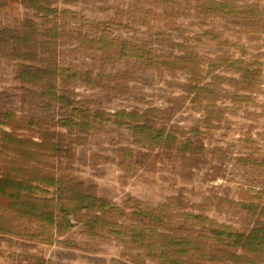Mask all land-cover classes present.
Here are the masks:
<instances>
[{"label": "rangeland", "instance_id": "rangeland-1", "mask_svg": "<svg viewBox=\"0 0 264 264\" xmlns=\"http://www.w3.org/2000/svg\"><path fill=\"white\" fill-rule=\"evenodd\" d=\"M229 1L249 12L257 9L258 15H208L203 13L204 0L167 3L158 0H50L55 14L44 17L23 0H0V29L18 28L28 20L36 22L42 37L41 45L37 47L38 60L32 63L38 66L48 62L43 34L53 24V17L63 32L56 46V58L62 67L97 72L99 54L79 52L74 37L78 34L93 37L98 25L108 24H111L112 38L139 40L163 57L196 54L202 66L203 82L213 89L196 104L184 88L189 82L187 73L163 67L148 69L129 65L119 58L118 47L112 49L110 55L114 61L107 64L106 70L109 74L124 69L132 71L133 78L128 81L129 94L117 95L108 80L99 86L61 82L59 89L78 102L95 100L94 110L114 112L155 107L163 111L158 116L164 118L160 124L185 134L194 127L199 128L206 147L218 146L233 156L264 157V0ZM151 9L163 16L172 14L175 24L150 16ZM212 27L221 34L220 39L227 46L211 39L195 41V34ZM237 58H242L249 68L260 67L261 70L258 86L247 90L250 95L247 103L233 100L235 81L239 78L237 71L226 73L219 68L214 72L226 81L208 74L209 66L216 65L219 60ZM16 68L15 61L0 59V94H5L0 96L3 107L18 115L42 117L50 123L51 129L60 132L61 129L51 122H57L65 110L60 104L39 97L34 89L19 83ZM212 112L214 118L208 128L205 119ZM130 133L127 128L118 129L109 124L104 130L90 131L86 142L73 144L67 149L68 155L56 156L54 161L63 169L69 165L67 171L85 184L96 185L101 194L121 206H126L128 197H133L153 206L170 203L175 220H181L180 212L186 210L204 213L216 223L230 224L238 229L249 224L241 210L221 200H239L245 189H264V169L219 162L209 157H202L195 167H185L172 157L157 159L155 164L134 166L132 171L130 163L124 162V157L119 154V147L139 149L133 145ZM171 197L177 200L170 202ZM182 198L184 200L180 202ZM124 223L129 224L130 220ZM78 231L76 228L63 235L61 242L64 244L50 246L0 234V264H139L138 260L143 259L138 256L143 251L133 244L113 237L92 239ZM145 264L156 263L145 259Z\"/></svg>", "mask_w": 264, "mask_h": 264}, {"label": "trees", "instance_id": "trees-1", "mask_svg": "<svg viewBox=\"0 0 264 264\" xmlns=\"http://www.w3.org/2000/svg\"><path fill=\"white\" fill-rule=\"evenodd\" d=\"M158 1L167 3L174 0ZM23 3L44 17L55 14L50 0H23ZM202 8L203 13L208 15H258L257 9L249 12L229 0H204ZM149 14L175 24L172 14L163 16L152 9ZM52 21L53 24L43 34L49 54L45 66L32 63L38 60L37 47L41 45L42 37L36 22L28 20L18 28L0 29V59L15 61L19 83L34 89L39 97L60 104L65 110L57 122H51L54 127L64 130L59 132L51 129L50 123L42 117L18 115L3 107L0 99V234L50 246L63 243V235L78 228L80 234L92 239L113 237L133 244L143 251L138 254L143 258L138 260L139 264H145V259L156 264H264V189L242 190L239 200L222 198L221 202L245 214L249 224L238 229L230 224L216 223L206 214L193 211L182 210L180 214L183 218L175 220L170 203L153 206L128 197L126 206L118 205L101 194L96 185L85 184L67 171L69 165L63 169L61 164L55 163L56 156L68 155L67 149L73 144L86 142V135L90 131H101L112 124L118 129L127 128L131 132L133 145L139 148L119 147L120 157L123 156V161L130 163L132 171L134 166L155 164L157 159L172 157L185 167H195L203 160L202 157H209L219 162L264 169V157L233 156L221 147H206L197 127L186 133L190 136H186L169 125L160 124L164 118L158 116L163 111L155 107L114 112L94 110L95 100L78 102L59 89L61 82L99 86L108 80L114 93L129 94L128 81L133 78L132 71L124 69L109 74L106 70L107 64L114 61L110 55L112 49L118 47L119 58L129 65L148 69L163 67L187 73L189 82L184 88L196 104L200 97L213 92L203 82L198 55L163 57L139 40L112 38L111 24H108L98 25L93 37L81 34L74 37L79 52L99 54L97 72L62 67L56 58V46L63 32L55 23V17ZM220 37L221 34L212 27L195 34L194 39L196 42L211 39L227 46ZM219 68L226 73H239L233 100L247 103L250 99L247 90L259 84L260 67L249 68L242 58L222 59L216 65L209 66L208 74L226 81L225 77L214 74ZM213 118V112L206 116V127L211 126ZM141 148L152 151L145 152ZM176 200L170 198V202ZM126 220H130V223L125 224Z\"/></svg>", "mask_w": 264, "mask_h": 264}]
</instances>
